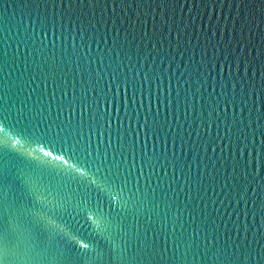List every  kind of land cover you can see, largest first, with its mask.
<instances>
[{
	"label": "water",
	"instance_id": "95a60500",
	"mask_svg": "<svg viewBox=\"0 0 264 264\" xmlns=\"http://www.w3.org/2000/svg\"><path fill=\"white\" fill-rule=\"evenodd\" d=\"M0 55L9 96L46 63L63 71L33 96L53 111L60 88L84 98L48 136L82 119L84 134L105 126L91 145L109 158L135 142L116 159L144 203L114 210L166 247L162 264H220L222 250L264 264V0H0Z\"/></svg>",
	"mask_w": 264,
	"mask_h": 264
},
{
	"label": "snow or ice",
	"instance_id": "6c2138e0",
	"mask_svg": "<svg viewBox=\"0 0 264 264\" xmlns=\"http://www.w3.org/2000/svg\"><path fill=\"white\" fill-rule=\"evenodd\" d=\"M6 66V56L0 55V71ZM24 70L28 79L21 80L12 96L0 81V264H113L114 251L116 264H162L166 247L155 239L149 243L148 228L141 232L138 222L130 231L125 218L114 210V205L127 208L131 202L138 208L144 203L135 199L138 180L136 190L128 187L131 167L116 159L117 153L134 152L135 142L127 148L120 145L109 158L107 150L101 153L99 146L91 145L92 129L104 135L100 128L105 126L89 123L84 134L82 119L75 135L48 136L53 126L63 130V113L70 117L75 108L82 117L85 100L74 92L66 100L69 94L60 88L53 111V99L45 103L43 88L49 79L56 84L63 69L45 63L37 66L35 75L27 65ZM35 81L43 88L33 96L38 92L32 87ZM26 88H31L27 95ZM41 124L45 129L38 134ZM154 209L153 204L148 211ZM217 260L242 264L235 252L229 255L227 250Z\"/></svg>",
	"mask_w": 264,
	"mask_h": 264
}]
</instances>
